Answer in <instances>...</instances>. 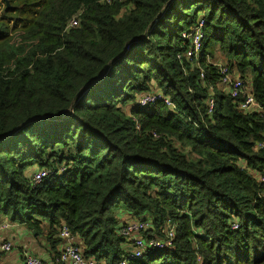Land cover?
<instances>
[{
    "label": "trees",
    "instance_id": "trees-1",
    "mask_svg": "<svg viewBox=\"0 0 264 264\" xmlns=\"http://www.w3.org/2000/svg\"><path fill=\"white\" fill-rule=\"evenodd\" d=\"M202 19L203 80L178 60ZM217 53L264 108V0H0V219L56 258L66 226L117 264L127 212L157 238L174 226L171 249L127 264H264V112L220 88ZM149 92L177 110L137 108ZM59 166L31 187V169Z\"/></svg>",
    "mask_w": 264,
    "mask_h": 264
},
{
    "label": "built area",
    "instance_id": "built-area-1",
    "mask_svg": "<svg viewBox=\"0 0 264 264\" xmlns=\"http://www.w3.org/2000/svg\"><path fill=\"white\" fill-rule=\"evenodd\" d=\"M79 24V18L74 17L70 21L68 28L77 27ZM205 21L202 19L197 26L191 31L184 33L183 38L190 43L189 49L184 54L178 55V60L184 62V59H188L194 62L195 68L200 71L201 80L207 77V72L201 64L203 58V49L205 45L206 34H204ZM208 63L213 64L220 71V88H223L226 93L233 99L235 106L239 111L248 114H261L264 112V108L256 101L252 91L247 85V81L242 78L240 74L232 71L226 63L214 62L211 58H207ZM211 92H213V89ZM163 103L166 107L172 108L176 111L177 108L172 102L170 97L164 96L160 92H149L144 94L140 99L135 102L137 108H145L150 104ZM215 100L212 98L208 102L209 112L213 113L216 109ZM259 147L264 149V143L260 144ZM65 168L54 171L51 168H43L39 171H35L31 174L30 185L32 188H37L40 184L48 177L63 173ZM264 183V177H261ZM123 216V215H122ZM148 218H133L130 221L121 220L119 226V235L127 240L125 244V255L126 257L118 262L117 264H127L128 261L140 260L148 255V251H164L173 247L174 239V226H170L166 231L168 239L164 240L161 238L148 239L145 235L151 230V222ZM11 228L10 220H5L0 224V231L9 230ZM234 230L239 229L238 225H234ZM60 244L59 257L57 264H104L103 262L96 261L95 259L85 258L83 250L76 244V238L72 235L71 231L66 226L60 228L59 233ZM0 250L3 253L11 252L13 250V243L6 241V243L0 246ZM23 264H51L49 261L26 255Z\"/></svg>",
    "mask_w": 264,
    "mask_h": 264
},
{
    "label": "crops",
    "instance_id": "crops-1",
    "mask_svg": "<svg viewBox=\"0 0 264 264\" xmlns=\"http://www.w3.org/2000/svg\"><path fill=\"white\" fill-rule=\"evenodd\" d=\"M30 172L33 174L35 169H31ZM5 220H8V218L0 219V224ZM6 241L13 243V250L6 253L0 250V264H23L26 255L47 260L51 264H57L58 258L54 255V251L51 250L44 237H36L24 225L11 222L9 230L0 231V246Z\"/></svg>",
    "mask_w": 264,
    "mask_h": 264
},
{
    "label": "rangeland",
    "instance_id": "rangeland-1",
    "mask_svg": "<svg viewBox=\"0 0 264 264\" xmlns=\"http://www.w3.org/2000/svg\"><path fill=\"white\" fill-rule=\"evenodd\" d=\"M216 56H217L216 59H213L214 61L219 62L220 60H222V59L220 58V56H219L218 53L216 54ZM218 58H220V59H218ZM213 60H212V61H213ZM143 95H144V94H143ZM143 95H138V94H137V95H136V98H137L136 100L140 99ZM43 168H44V167H43ZM43 168H40V169H43ZM62 168H65V167H64V166H59V167H58V169H62ZM34 169H35V171H39V170H40L39 168H34ZM58 169H57V170H58ZM123 215H124V216H122V217H123V218H122L123 221H125V220H126V221H130V220H132L133 218L138 219V218H136V217H134V216H131L130 213H127V212H124ZM145 236H146L148 239H152V238H155V237H156V236H155V233H152V234H151L150 232H148Z\"/></svg>",
    "mask_w": 264,
    "mask_h": 264
},
{
    "label": "water",
    "instance_id": "water-1",
    "mask_svg": "<svg viewBox=\"0 0 264 264\" xmlns=\"http://www.w3.org/2000/svg\"><path fill=\"white\" fill-rule=\"evenodd\" d=\"M7 1V0H6ZM7 6H8V2H7Z\"/></svg>",
    "mask_w": 264,
    "mask_h": 264
}]
</instances>
